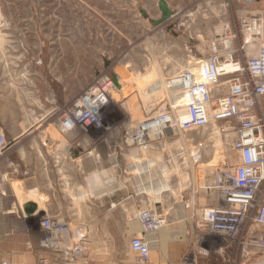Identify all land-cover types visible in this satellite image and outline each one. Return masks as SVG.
<instances>
[{
    "label": "rangeland",
    "instance_id": "374dc122",
    "mask_svg": "<svg viewBox=\"0 0 264 264\" xmlns=\"http://www.w3.org/2000/svg\"><path fill=\"white\" fill-rule=\"evenodd\" d=\"M165 1L173 17L153 26L152 22L161 19L160 0H0V38L7 51L15 53L25 51L22 49L25 46L30 52L32 44L39 42L41 62L45 63L49 51L65 52L63 61L69 69L79 68L81 64L82 75L87 72V90L81 95L101 78L112 82V76H117L120 89L112 83L107 96L109 105L101 113L106 125L121 133L122 138L125 131L129 135L140 123L158 116L163 109L173 117L177 111L179 115L184 114L183 108L175 106L173 93L163 89V83L204 61L213 51L222 57L232 52L236 59L246 61L256 55L264 42V1L261 6L255 3L243 6L238 0ZM140 11H144L145 17ZM250 38L254 39L253 43ZM246 40L250 42L247 44ZM225 41L228 46H225ZM156 83L160 91L151 90ZM225 92L223 87L218 95ZM176 94L179 95L178 91ZM6 95L16 98L14 91H0V101ZM73 102L56 114L57 130L64 110L71 108ZM19 103L23 105L22 101ZM26 108H10L13 112L10 117L16 118L15 112L22 113ZM10 117L6 109L0 110V121L7 123L12 131L15 125L11 123L15 120ZM225 126L221 123L186 133L174 132L172 137L164 140H149L145 147H130L131 154L126 158V164H133L137 212L147 209L164 217L166 223L162 229L179 232V246H183L187 256L193 257L194 264H264V247L256 252L252 250L255 255L247 260L237 254L236 248L217 238V247L214 248L215 239L207 237L206 232L200 229V210L216 205L217 201L213 195L215 191L211 190L213 176L220 169H231L239 161L230 149L233 130L223 131ZM94 134L99 137L101 133L97 131ZM122 145L124 147V143ZM58 148L60 146L54 147ZM89 149H85V154ZM149 161L152 164L145 172L143 165ZM122 175L126 172L120 177ZM161 184H165L167 189L160 193L154 191H158ZM55 190L61 201L80 197L77 190L69 187L57 185ZM19 191L17 188L14 194L10 193L12 190L0 180V193L4 195H0V212L12 208L16 200L23 204V201L33 198L30 192ZM89 201H93L91 196L86 197L82 204L77 201V211H81L80 207L82 211H90ZM8 213V218L0 219V242L6 244L5 247L12 245V249H0V264H12L8 257L33 251L40 254L34 264L65 263L60 253L40 248L41 233L36 220L22 224L17 214ZM58 216L54 218L61 220ZM62 220L71 224L74 244L78 243L82 251L80 258L77 257L72 264L136 263L128 246L134 236H140V232L131 236L122 234V227L129 221L81 218L80 213L77 218ZM114 228L112 235L97 233L101 229L114 232ZM251 228L255 236L264 238V227ZM33 240H38L36 247ZM15 243L20 249L13 246Z\"/></svg>",
    "mask_w": 264,
    "mask_h": 264
},
{
    "label": "crops",
    "instance_id": "0c3cea01",
    "mask_svg": "<svg viewBox=\"0 0 264 264\" xmlns=\"http://www.w3.org/2000/svg\"><path fill=\"white\" fill-rule=\"evenodd\" d=\"M262 1L264 0H254L253 3L260 5ZM260 10L262 12L263 9ZM250 39L254 42V39ZM4 44L0 38V91H14L16 98L13 99L11 95L3 96L0 110L6 109L7 116L10 117L13 115L10 108H27L22 113L16 111V118L10 117L15 120L11 123L15 125V130H9L7 123L0 121L6 141L11 143L0 157V180L12 190L10 193L14 194L19 188L20 193L30 192L33 198L23 201V204L14 201L12 208L0 212V219L8 218V212H11L18 215L22 224H27L40 216L54 218L59 215L62 219H68L77 218L80 213L81 218L129 221L122 227V234L125 236L140 232L137 221L139 211L137 212L135 198L137 182L132 174L133 164H126L131 149L125 144V148L123 147L121 133L113 131L111 126L109 128L112 131H100L99 137L93 135L96 130H92L90 134L75 130L73 133L62 135L55 125L58 119L56 114L69 107L76 97L87 90V72L84 71L82 75L81 64L79 68L69 69L63 61L66 55L63 51H49L47 62H41L39 42L32 44L30 52L26 51L27 46L22 47L26 49L22 53L8 52ZM13 100L15 103H12ZM19 101H22L23 105H20ZM56 146L60 148L54 149ZM87 147H90L89 153L85 154ZM124 172L126 175L120 177ZM57 185L77 190L80 197L77 200L61 201L55 190ZM19 192L17 194H20ZM0 195L4 196L2 193ZM213 195L217 200L216 193ZM88 196L93 200L89 201L90 211H82V207L81 211H77L79 203L76 202L82 204ZM28 202L35 205L30 217L23 211ZM161 229L145 238L150 245V264H194L193 257L187 256L183 246H179V232ZM113 230L114 232H110L108 229H101V232L97 233L112 235L115 228ZM174 236L177 238L173 239ZM37 241H32L35 247ZM5 245L0 242V249H12V245ZM13 246L20 249L16 243ZM39 255L33 251L8 259L12 264H34Z\"/></svg>",
    "mask_w": 264,
    "mask_h": 264
},
{
    "label": "built area",
    "instance_id": "2783aa9c",
    "mask_svg": "<svg viewBox=\"0 0 264 264\" xmlns=\"http://www.w3.org/2000/svg\"><path fill=\"white\" fill-rule=\"evenodd\" d=\"M253 1L238 0L243 6ZM177 76L171 80L176 79L179 83L172 87L182 96L187 118L180 120L179 111L173 117L163 109L148 121L158 125L164 133L152 140H164L172 137L174 132L186 133L221 123L226 125L223 131L233 130L230 149L237 155L238 164L231 169H220L215 174L218 180L216 185L212 181L211 190L217 191L218 203L200 210L198 220L201 230L236 248L237 254L248 260L255 255L252 250L256 252L264 247V238L255 236L251 228L264 227V42L256 55L246 61L236 59L232 52L222 57L213 51L204 61ZM112 87L108 78H101L75 100L73 106L62 114L59 133L64 135L79 129L88 134L92 130L110 129L101 112L109 103L102 96L104 93L109 95L108 89ZM223 87L226 92L218 95ZM94 108L96 112L92 111ZM139 127L130 133L132 142L124 134L122 142L126 146L145 147L151 140L145 136V126L138 130ZM8 146L0 127V157ZM138 216L143 227L142 236L157 232L166 223L162 216L151 210H142ZM36 224L41 233L39 245L42 250L60 253L64 264H72L77 257L80 258L82 251L78 243L74 244L75 239H72L74 247L61 245L62 235L74 236L70 223L41 216L36 219ZM212 245L214 247V243ZM129 248L137 256L135 264H149L150 250L142 237H133Z\"/></svg>",
    "mask_w": 264,
    "mask_h": 264
},
{
    "label": "bare ground",
    "instance_id": "6f19581e",
    "mask_svg": "<svg viewBox=\"0 0 264 264\" xmlns=\"http://www.w3.org/2000/svg\"><path fill=\"white\" fill-rule=\"evenodd\" d=\"M247 42L249 43V41L247 40ZM225 46H228V42L227 41H225ZM188 69V68H187ZM187 69H185V70H187ZM184 70V71H185ZM181 73V72H180ZM119 75V74H118ZM177 77H179V73H178V76ZM148 78V77H147ZM149 79V78H148ZM118 80V84H119V79H117ZM155 82H157V81H155ZM177 83H179V81L177 82L176 81V79H174V81H169L168 83H166V84H164L163 83V89H168V91H170L171 93H173V95H174V103H175V106L177 105V106H179L180 108H183L184 107V101H182V99H181V95H178V94H176V89L174 88L175 86H176V84ZM161 85V84H160ZM172 86H174V87H172ZM119 89H120V85H119ZM152 91H158L159 90V84L158 83H156L155 84V86L151 89ZM160 91V90H159ZM153 93H155V92H153ZM108 96V95H107ZM107 96H106V94L104 93L103 94V98H107ZM89 102V104H90V108L92 109V106H91V103H90V101H88ZM108 105H109V103H107ZM106 104V105H107ZM105 107H107V106H104L103 108L104 109H106ZM96 108H94L92 111L93 112H96ZM184 110V109H183ZM179 118H180V120H183L184 118H187V114H186V116H185V112H184V114H181V115H179ZM148 121H151V120H147V121H145V122H143L141 125L139 124L138 125V130L141 128V126H145V128H146V133H145V136H147L148 137V139H156V138H158V136H162L164 133H163V131L161 130V128L160 127H158V125H154V124H152V122H148ZM215 129V128H214ZM76 130H79V129H76ZM73 131H75V130H73ZM214 133L216 134V135H218V132H216V130L214 131ZM229 136V135H228ZM126 139L128 140V141H133L132 140V135H127V133H126ZM147 138H145V140H146ZM126 146V145H125ZM126 147H128V146H126ZM130 147H132V146H130ZM144 147V146H143ZM238 158V157H237ZM150 164H152V161H149L148 163H146L145 164V166L143 165V169H144V171L145 170H147L148 168H149V165ZM137 166V165H136ZM236 166V165H235ZM137 167H139L140 168V165L139 166H137ZM141 167H142V164H141ZM136 171H137V169H136ZM139 171V170H138ZM140 172H141V169H140ZM146 172V171H145ZM167 174V173H166ZM218 180V176H213V178H212V181H214V185H216V181ZM161 181V180H160ZM159 181V182H160ZM222 181V180H221ZM220 181V182H221ZM164 183V182H163ZM158 185V184H157ZM164 185V186H163ZM157 189H158V191L157 190H154V191H156L157 193H160L163 189H167V187H165V184H161L160 185V188H158L157 187ZM203 189V188H202ZM206 189H207V187H206ZM155 192V193H156ZM215 193H216V195H217V203H218V193H217V191H215ZM28 203H30V202H28ZM24 211V210H23ZM25 213V212H24ZM26 214V213H25ZM33 215V213L32 214H30L28 217H30V216H32ZM139 212H138V214H137V221H138V224H139V226H140V236H134V237H142V239L146 242V245L148 246V248H149V250H150V245H149V243L143 238V236L141 235L142 234V229H143V227H142V225L140 224V221H139ZM164 218V217H163ZM36 220V219H35ZM70 227H71V225H70ZM164 227V226H163ZM162 227V228H163ZM161 229V228H160ZM159 229V230H160ZM71 230H72V228H71ZM84 230H85V227H84ZM87 230V229H86ZM158 230V231H159ZM157 231V232H158ZM72 232H73V230H72ZM205 232V231H204ZM74 233V232H73ZM156 233V232H155ZM153 234V233H152ZM151 235V234H150ZM147 236V235H146ZM208 236H212V235H210V234H208L207 233V237ZM72 235H62L61 236V245L62 246H67V245H70V246H72ZM74 240V239H73ZM216 236H215V241H214V247L216 248L217 247V243H216ZM218 241H220V240H218ZM222 242H225V241H223V240H221ZM128 249H129V251L132 253V249H130L129 248V246H128ZM133 255H135V258L137 257L136 256V254H134V253H132Z\"/></svg>",
    "mask_w": 264,
    "mask_h": 264
},
{
    "label": "water",
    "instance_id": "95a60500",
    "mask_svg": "<svg viewBox=\"0 0 264 264\" xmlns=\"http://www.w3.org/2000/svg\"><path fill=\"white\" fill-rule=\"evenodd\" d=\"M159 10L161 13V19L159 21H155L152 22L153 26H158L160 25L162 22L168 20L169 18H171L172 16V12L168 9L167 3L165 0H161L159 2ZM141 14L143 15V17H145V13L144 11H140ZM170 28V27H169ZM168 28V29H169ZM112 83L114 84V86L119 89V84H118V80H117V76L113 75L112 76ZM8 145L10 146L11 143H8ZM24 212L26 213V216H29L30 214H32L35 210V205L32 203H28L27 205H25L23 207Z\"/></svg>",
    "mask_w": 264,
    "mask_h": 264
}]
</instances>
